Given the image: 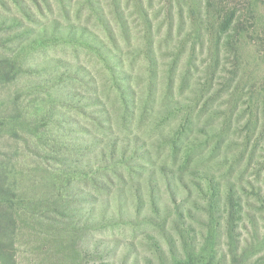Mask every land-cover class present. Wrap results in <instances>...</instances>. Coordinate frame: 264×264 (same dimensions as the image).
I'll return each instance as SVG.
<instances>
[{
  "label": "rangeland",
  "instance_id": "374dc122",
  "mask_svg": "<svg viewBox=\"0 0 264 264\" xmlns=\"http://www.w3.org/2000/svg\"><path fill=\"white\" fill-rule=\"evenodd\" d=\"M23 40L26 72L0 99L12 111L29 88L44 145L31 157L37 198L14 204L0 264L206 254L203 172L243 208L238 261L226 234L217 260L264 264V0H0V54ZM0 140L2 152L17 148L9 133Z\"/></svg>",
  "mask_w": 264,
  "mask_h": 264
},
{
  "label": "trees",
  "instance_id": "16d2710c",
  "mask_svg": "<svg viewBox=\"0 0 264 264\" xmlns=\"http://www.w3.org/2000/svg\"><path fill=\"white\" fill-rule=\"evenodd\" d=\"M234 16V10L227 11L224 15L221 23L224 31L230 29ZM2 22H5V20ZM19 22L23 28L21 33L24 36L25 33H28V30H24L27 28L23 27L24 23L21 19ZM71 31L74 33L72 29ZM91 35L85 29L82 32V36H85L86 41L94 40L95 44L96 38L94 35L91 37ZM26 46H28V43L26 44L23 40L20 44L21 51L19 50L16 55L6 56L0 54V87L18 81L20 75L25 74L27 57L20 54V52L23 53ZM28 89L26 94L19 91L15 94V97L11 100L13 104L12 111L7 99H0V139L4 134L9 133L10 138L15 140L17 146L12 153L0 150V236L5 234L9 228L15 229L17 225L14 204L33 202L37 198L36 164L33 165L31 157L33 151L37 152L44 144L39 136V128L36 130V124H34V119L29 110ZM136 142L137 138L135 144ZM20 143H23V147ZM130 145L129 142H125L123 146L127 148ZM112 156L116 157L114 151ZM103 160L106 161L105 156ZM84 163L85 167L92 166L90 161ZM76 164L81 165L79 162H76ZM165 173L167 177L171 178L173 176V172L168 170ZM200 177L207 181L206 186L201 187L200 195L206 198V210L208 214L210 213L209 230L205 237L206 241H212L214 244L207 245L205 248L206 254L203 251L198 253L195 247L192 250L184 248L183 255L178 254L172 262H165V264H221V261L217 260L220 252L217 244H219L218 241L221 240L223 234L229 237V240L227 239L225 243L231 248L229 251L230 253L233 252L235 261H238L236 259L237 250L234 253V249L237 246L239 248L240 244L235 247L232 246L235 245V226L236 223L239 224L240 215L243 213L241 206L237 208L238 201H241V199L239 196L236 198L231 190L226 193L223 190V183L217 180L214 173L203 172ZM122 209V206H120L119 211L122 212ZM255 229L260 231L257 225ZM245 242H248L247 238ZM3 246V240L0 238V248H4ZM247 247L243 248L245 254L248 251ZM244 264H247V262Z\"/></svg>",
  "mask_w": 264,
  "mask_h": 264
}]
</instances>
